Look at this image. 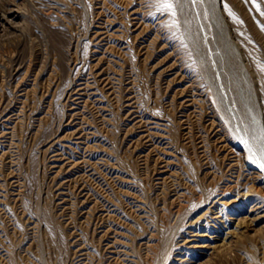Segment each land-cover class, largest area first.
Returning a JSON list of instances; mask_svg holds the SVG:
<instances>
[{
    "label": "rangeland",
    "instance_id": "1",
    "mask_svg": "<svg viewBox=\"0 0 264 264\" xmlns=\"http://www.w3.org/2000/svg\"><path fill=\"white\" fill-rule=\"evenodd\" d=\"M222 1L0 0V264H183L236 217L190 264H264V0Z\"/></svg>",
    "mask_w": 264,
    "mask_h": 264
},
{
    "label": "bare ground",
    "instance_id": "2",
    "mask_svg": "<svg viewBox=\"0 0 264 264\" xmlns=\"http://www.w3.org/2000/svg\"><path fill=\"white\" fill-rule=\"evenodd\" d=\"M220 2H219V0H214L216 7L219 5ZM222 2H224V1H222ZM219 10H221V9L219 8ZM221 12L222 11H219V15L223 19L224 17H223V15H221ZM225 12H227V11H225ZM226 17H228V16H226ZM263 30H264V28H263ZM263 33H264V31H263ZM226 36H227V34H226ZM260 37L263 38L261 35H260ZM216 208H217V206H216ZM236 218L233 220L231 217L230 218V219H232L231 223L229 222V220L227 218H225L226 224L223 225V228L221 231H219V233L206 234L205 232H200V230H197L195 228H192V229H189L188 231H185L186 232L185 236L179 232L177 236H179V237L182 236V238H183V239L181 238L182 241L181 242L174 241L171 244V252L176 251L177 255H180V256H176L175 260L179 263L190 264L191 261L193 260V257H195V255H197V254H206L210 251L221 249L225 244H227L230 237L237 236L241 232L240 228L242 226V221L239 220L238 218L237 219ZM164 234H165V232H164ZM167 237L168 236L164 235V239H162V241L160 243L161 244H164V242L167 243L168 242ZM235 238H237V237H235ZM195 241H201V242L195 243ZM162 248H164V246L160 247V249H162ZM160 249L157 248V250H155V253H154V255H155L154 260L155 261H158V257H159L158 253H159Z\"/></svg>",
    "mask_w": 264,
    "mask_h": 264
},
{
    "label": "snow or ice",
    "instance_id": "3",
    "mask_svg": "<svg viewBox=\"0 0 264 264\" xmlns=\"http://www.w3.org/2000/svg\"><path fill=\"white\" fill-rule=\"evenodd\" d=\"M162 2V6L165 9H171L172 8V3L170 2V0H161ZM262 167H264V165H262Z\"/></svg>",
    "mask_w": 264,
    "mask_h": 264
}]
</instances>
